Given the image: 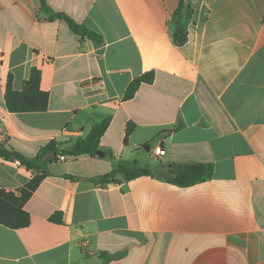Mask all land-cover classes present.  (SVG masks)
I'll return each mask as SVG.
<instances>
[{
	"label": "crops",
	"instance_id": "crops-1",
	"mask_svg": "<svg viewBox=\"0 0 264 264\" xmlns=\"http://www.w3.org/2000/svg\"><path fill=\"white\" fill-rule=\"evenodd\" d=\"M180 1L46 0L99 35L97 44L48 20L39 0H0L1 142L49 173L25 206L31 225H0V264H264V0H185L192 18L178 47L171 21ZM33 67L48 110L11 113L8 77L21 91ZM150 70L154 83L124 101ZM107 119L104 153L139 164L150 146L156 163L144 168L212 163L213 179L97 185L92 178L114 168L108 155L40 158L52 143L71 149ZM158 147L164 157L153 155ZM37 174L0 158L8 193L20 196ZM55 213L64 224L49 221Z\"/></svg>",
	"mask_w": 264,
	"mask_h": 264
},
{
	"label": "trees",
	"instance_id": "trees-1",
	"mask_svg": "<svg viewBox=\"0 0 264 264\" xmlns=\"http://www.w3.org/2000/svg\"><path fill=\"white\" fill-rule=\"evenodd\" d=\"M39 1L41 10L47 16L48 20H64L74 34L82 38H87L97 44L103 42L99 35L90 31L86 26L78 24L65 14L54 12L47 5L46 0ZM191 18L192 9L186 4L185 0H181L171 21L174 27L173 41L178 47L184 46L188 42V24ZM155 78V70H150L134 79L126 89L124 101L132 100L143 85H152ZM41 83L42 72L35 67L31 68L29 77L24 82L21 91H15L13 89V77L9 75L5 91L6 108L14 114L46 112L49 107L50 96L47 92L42 90ZM110 124L111 119L96 124L87 137L78 139L69 150H55V144L52 143L44 150V156L42 155L40 158H44L46 154L56 155L55 157L77 158L80 156H90L95 158L96 153L100 150L102 151V138L108 131ZM134 128L135 126L132 123L127 125L124 140L125 145H128L129 138ZM165 133H170V131ZM106 155L110 156L116 162L110 173L92 178V181L97 185L110 184L118 177L126 181H131L139 177L151 176L177 187L189 188L211 181L214 177V165L212 163L159 164L158 169L153 171L148 168H139L137 162L116 159L110 151H106L105 156ZM0 158L6 161L19 162L29 170H36L38 172L32 181L20 191V196L0 189V225L11 230L26 229L31 225V216L25 210V206L49 173L46 169L41 167L39 162L30 160L22 154L7 148L1 141ZM71 179L79 180V178ZM49 221L57 225L64 224L62 213H55L50 217Z\"/></svg>",
	"mask_w": 264,
	"mask_h": 264
},
{
	"label": "rangeland",
	"instance_id": "rangeland-1",
	"mask_svg": "<svg viewBox=\"0 0 264 264\" xmlns=\"http://www.w3.org/2000/svg\"><path fill=\"white\" fill-rule=\"evenodd\" d=\"M139 158H140V163L138 164L139 168H144L146 166V163L147 164L156 163L154 159L150 158L149 153L146 150L141 151V154H139ZM143 162H145V164Z\"/></svg>",
	"mask_w": 264,
	"mask_h": 264
},
{
	"label": "built area",
	"instance_id": "built-area-1",
	"mask_svg": "<svg viewBox=\"0 0 264 264\" xmlns=\"http://www.w3.org/2000/svg\"><path fill=\"white\" fill-rule=\"evenodd\" d=\"M3 140V136L0 135V141ZM153 155L155 157H164L165 155V151L161 148V147H158L156 148L154 151H153ZM66 158L65 157H61V160L64 161ZM19 163V162H18Z\"/></svg>",
	"mask_w": 264,
	"mask_h": 264
},
{
	"label": "water",
	"instance_id": "water-1",
	"mask_svg": "<svg viewBox=\"0 0 264 264\" xmlns=\"http://www.w3.org/2000/svg\"><path fill=\"white\" fill-rule=\"evenodd\" d=\"M145 149L148 151V150H150V146H147V147H145ZM96 157L97 158H103V157H105V153L103 152V151H98L97 153H96Z\"/></svg>",
	"mask_w": 264,
	"mask_h": 264
}]
</instances>
